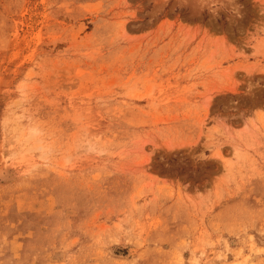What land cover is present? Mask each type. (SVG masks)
Returning a JSON list of instances; mask_svg holds the SVG:
<instances>
[{"label":"rangeland","instance_id":"1","mask_svg":"<svg viewBox=\"0 0 264 264\" xmlns=\"http://www.w3.org/2000/svg\"><path fill=\"white\" fill-rule=\"evenodd\" d=\"M0 264H264V0H0Z\"/></svg>","mask_w":264,"mask_h":264}]
</instances>
